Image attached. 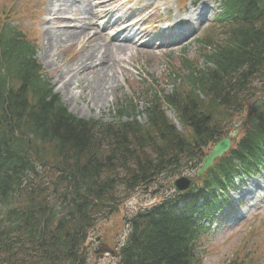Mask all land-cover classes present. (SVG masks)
<instances>
[{
  "label": "trees",
  "instance_id": "1",
  "mask_svg": "<svg viewBox=\"0 0 264 264\" xmlns=\"http://www.w3.org/2000/svg\"><path fill=\"white\" fill-rule=\"evenodd\" d=\"M223 1L216 29L225 37L202 41L216 43L201 54L202 68L183 59L185 75L175 78L186 81L164 95L185 133L152 89L145 122L133 101L117 106V122L70 114L44 87L24 39L0 32V264H88V233L118 211L126 192L198 167L205 148L228 134L218 123L242 111L264 77V0ZM257 98L241 139L196 188L131 217L119 264H199L200 221L221 203L216 191L264 160V96ZM203 198L208 204L198 207ZM238 251L227 264L246 263Z\"/></svg>",
  "mask_w": 264,
  "mask_h": 264
},
{
  "label": "rangeland",
  "instance_id": "2",
  "mask_svg": "<svg viewBox=\"0 0 264 264\" xmlns=\"http://www.w3.org/2000/svg\"><path fill=\"white\" fill-rule=\"evenodd\" d=\"M6 1L8 0H5V3ZM12 1H14V4L11 7L16 11L17 17L14 20V24L20 26L31 38L35 39L38 50L37 56L43 66L45 65L46 68L44 69L52 79V82H56V92L59 93L60 98L68 108L75 115L82 118L110 122L117 119L115 108L119 105L118 102L125 103L131 100L139 108H144V96H146L148 88L154 87L156 90L165 91L166 93L173 92V87L181 85L179 81H174L171 76L172 72L181 73L179 60L186 56L203 66L205 63L201 54L204 52L209 53L216 45V43H212V45L204 48L205 45L197 44L196 40L210 36L212 41H220L221 38L225 37L219 30L215 29L217 27L214 25L212 17L216 11L213 10V14L204 22L199 31L184 43L168 48H154L155 50L152 51L137 45L131 56L114 53L113 57L117 64L116 67H113L110 74L115 79L114 84L116 87L113 90H109L107 94L109 95V100L105 98L103 101L94 102L90 99L93 92L90 89L92 85L89 84L96 76L93 75V71L88 70L77 76L80 85H85L84 89L79 88L76 82L71 90L67 91L60 85L63 80H59L61 83H57L59 75L69 69L67 66L70 68L73 66L67 64L66 61L73 55L74 50L67 46L55 49L48 43L51 35L43 34L42 25L45 23L49 24V22L47 23L44 19L38 20L35 14V10L41 7L39 4L40 0ZM115 1L117 2L118 0ZM123 2L120 1L117 4L118 6L116 5L117 7H112L114 10L119 8L117 15L123 14L124 11L127 14H137L143 10L144 4L139 5L136 4V1H133L128 9L126 4H121ZM146 2L151 5V10L156 6L159 8L157 14L162 16V20H165L168 16L175 17L177 11L180 15H183L192 7L191 1L182 7L184 10L181 7L180 9L177 8V0H146ZM70 16L67 15L66 17L71 18ZM47 17L51 18L50 16ZM143 19H147V21L143 20L144 23L149 21L147 17H143ZM96 22L98 25L100 24V29L108 25V29L104 31L105 35L114 32V23H109L106 19H97ZM53 24L46 26L51 28V30L59 29V23L53 22ZM151 81L152 83H150ZM253 87L255 88V94L264 95V77L260 80H255ZM81 89L83 91L81 97H79L78 94H81ZM85 95L87 97H84ZM248 106H251V103ZM168 115L171 119L175 118L172 111H168ZM140 120H145L144 115L140 114ZM232 122L236 123L235 126L240 125L238 117H234ZM159 182V184L154 182L149 187H142L133 193H129L116 214L109 218L99 219L96 222L86 242L90 264H118V259L114 255L106 252L97 253V251L103 248L100 247L101 245H106L111 250H116L118 245L121 247L128 234L127 218L137 210L160 202L171 194L168 184ZM244 195L247 196V199H250L254 196V193L248 191L242 194V196ZM204 223L210 226V229L203 234L197 246L198 255L201 256L198 261L199 264H227L238 250L239 258L243 256L245 264H264V203L252 209L247 217L233 226L223 229L218 227L220 225L218 223L212 225L208 221Z\"/></svg>",
  "mask_w": 264,
  "mask_h": 264
},
{
  "label": "bare ground",
  "instance_id": "3",
  "mask_svg": "<svg viewBox=\"0 0 264 264\" xmlns=\"http://www.w3.org/2000/svg\"><path fill=\"white\" fill-rule=\"evenodd\" d=\"M56 1L62 3L59 12L75 13L77 16L76 21L79 23L69 25L71 22L67 19L57 17L56 21L62 24V27L55 30L48 29L44 33V35H51L48 43L53 48L67 46L74 49L71 62L73 66L71 68L67 66L69 69H66L61 75L62 88L70 91L77 82V86L84 89L85 85H80L77 76L88 70L93 71V75L96 76L94 80L89 82L92 85L90 89L93 92V94L90 93V99L94 102L103 101L108 98L109 90L116 87L114 84L115 79L110 74L117 64L113 57L114 51L128 55L136 48L134 42L116 36L108 41L102 31H98L93 24L95 12L92 0H85L82 4H77L73 0H48V12L52 13ZM105 3L104 0H98L100 6H104ZM104 15L109 16L110 13L104 11ZM191 15V12L190 14L187 13L185 18L191 20ZM83 89H81V94H78L79 97H81ZM84 97H87V95Z\"/></svg>",
  "mask_w": 264,
  "mask_h": 264
},
{
  "label": "water",
  "instance_id": "4",
  "mask_svg": "<svg viewBox=\"0 0 264 264\" xmlns=\"http://www.w3.org/2000/svg\"><path fill=\"white\" fill-rule=\"evenodd\" d=\"M235 135V133H232L231 136ZM231 142L230 138L226 137L222 139L220 142L216 144V146L211 150V152L208 154V156L204 159V165L203 167L198 171V176H201L204 171H206L210 166L213 165L214 160L218 157H221L229 148H230ZM192 183V180L182 177L175 179L170 182V185L172 187H175L178 191L184 192L186 191L190 184Z\"/></svg>",
  "mask_w": 264,
  "mask_h": 264
}]
</instances>
